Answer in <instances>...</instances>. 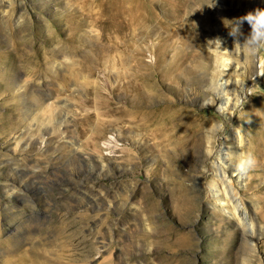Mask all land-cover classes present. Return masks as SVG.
Masks as SVG:
<instances>
[{"label": "rangeland", "instance_id": "374dc122", "mask_svg": "<svg viewBox=\"0 0 264 264\" xmlns=\"http://www.w3.org/2000/svg\"><path fill=\"white\" fill-rule=\"evenodd\" d=\"M208 3L0 0V264H264V51H206L264 0Z\"/></svg>", "mask_w": 264, "mask_h": 264}, {"label": "clouds", "instance_id": "9594fccd", "mask_svg": "<svg viewBox=\"0 0 264 264\" xmlns=\"http://www.w3.org/2000/svg\"><path fill=\"white\" fill-rule=\"evenodd\" d=\"M215 3L216 0H209V3L202 6L201 9L205 6L215 7ZM245 22L250 27V32L246 36L242 32ZM229 24L228 35L233 39V49L231 51L224 47L225 41L219 36L206 42V51L215 54L217 69L225 72L234 65L260 64V54L264 51V8L258 7L253 11H249L246 15L230 21ZM241 37H243V42H241ZM255 165V157L251 154H244L236 167L239 173L247 174Z\"/></svg>", "mask_w": 264, "mask_h": 264}, {"label": "bare ground", "instance_id": "6f19581e", "mask_svg": "<svg viewBox=\"0 0 264 264\" xmlns=\"http://www.w3.org/2000/svg\"><path fill=\"white\" fill-rule=\"evenodd\" d=\"M142 6V5H141ZM122 7V6H121ZM129 10V9H128ZM127 12V11H126ZM146 12V11H145ZM131 13V12H130ZM139 13V12H138ZM136 14H137V12H136ZM183 14V13H182ZM132 15V14H131ZM97 17V16H96ZM128 17V16H127ZM129 18V17H128ZM133 18H134V16H133ZM136 18V17H135ZM103 19V18H102ZM120 15L119 14H110V15H108V17H106V21H107V23H110V24H113L114 25V27H116V29L115 30H117V27H120ZM127 22V21H126ZM130 22V20L128 19V22L127 23H129ZM143 22V21H142ZM137 23V22H136ZM129 26V25H128ZM134 28V27H133ZM129 29V28H128ZM130 33V32H129ZM128 33V34H129ZM118 36V35H117ZM185 71V70H184ZM190 73H191V71H190ZM223 91V90H222ZM221 94V93H220ZM226 94V93H225ZM223 100V101H222ZM234 101H236V100H234ZM218 102L220 103V104H223V106H219V110L220 109H222V110H225V107H226V105L228 104V102H229V99H221V101H219L218 100ZM235 103V102H234ZM234 107V106H233ZM226 111V110H225ZM104 146H108L106 143H104V145H103V147ZM219 157V156H218ZM222 158V157H221ZM223 158H225V156L223 157ZM225 160V159H224ZM220 172V171H219ZM225 181H226V177H225V172L223 173V177H222V182H224L225 183ZM227 182V181H226ZM230 182V181H229ZM217 194H218V192L217 191H214V194L213 195H215V196H217ZM227 199V198H226ZM234 211V210H233ZM251 243V242H250Z\"/></svg>", "mask_w": 264, "mask_h": 264}]
</instances>
